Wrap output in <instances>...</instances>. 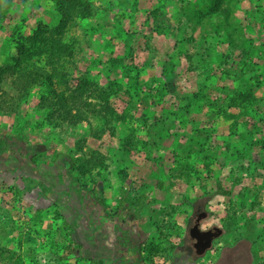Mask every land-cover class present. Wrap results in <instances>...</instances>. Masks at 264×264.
<instances>
[{
  "label": "rangeland",
  "instance_id": "rangeland-1",
  "mask_svg": "<svg viewBox=\"0 0 264 264\" xmlns=\"http://www.w3.org/2000/svg\"><path fill=\"white\" fill-rule=\"evenodd\" d=\"M249 2L241 0L235 6L230 37L218 28L222 19L210 11V0H90L88 16H75L63 38L77 47L65 84L71 94L86 78L97 82V88L93 83L85 90L94 110L98 106L103 111L105 102L113 112L107 113L127 117L123 124L111 122L109 130L93 113L73 124L43 123L48 109L41 100L49 97L44 88L36 85L21 99L15 84L18 75L11 71L2 77L0 135H15L12 148L30 155L36 181L22 192L11 186L17 179L0 178V223L15 220H8L1 231L0 264H104L94 256L99 252L88 245L84 228L88 218L96 217L103 227L105 221L96 212H75L92 197L71 179L68 165L74 158L93 160L90 173L80 179L95 189L96 201L105 206L111 237L121 235L133 247V256L121 260L124 256H116L119 247H113L120 241H113L109 264H130L141 247L144 255L139 259L148 264H264V27L255 21L264 20V0H257L262 12L252 28ZM11 3L0 22V66L5 64L3 49L9 39H26L38 24L51 26L59 19L51 0ZM195 12L206 14L201 25L186 18ZM10 20L18 26H7ZM11 51L15 53V47ZM110 58L117 59L115 66ZM244 59L248 61L240 64ZM254 62L259 64L255 71L248 66ZM44 63L42 67L49 68ZM231 65L236 75L225 76L223 70ZM241 66L244 71L238 78ZM136 71L137 86L129 78ZM115 77L121 84L116 92ZM249 80L259 85L256 101H240L236 95L237 104L229 109L233 117L219 116L212 104L244 91ZM148 109L154 111L151 117ZM128 135L137 144L125 148ZM204 142L202 154L208 156H184ZM15 152L11 155L19 158ZM199 211L207 212L202 229H223L201 256L188 233ZM74 217L78 221L71 224ZM11 227L16 230L5 242L4 233ZM71 227L79 232L74 240ZM24 228L35 240L17 246ZM68 248L73 250L69 257ZM11 249L21 255L20 262L8 258Z\"/></svg>",
  "mask_w": 264,
  "mask_h": 264
},
{
  "label": "trees",
  "instance_id": "trees-1",
  "mask_svg": "<svg viewBox=\"0 0 264 264\" xmlns=\"http://www.w3.org/2000/svg\"><path fill=\"white\" fill-rule=\"evenodd\" d=\"M53 4H55L56 9L55 12L59 16L58 22L54 25L49 26L48 24H38L39 26L33 31V33L26 39L20 38V39H9L8 46L6 45L3 49L4 57H5V64L0 66V80L2 77L6 76L5 74L11 71H14L16 73L17 79L15 81L16 86L18 85L17 89L18 92L22 91V97L21 99L25 98L31 88H33L36 85H39L44 88V91H46L49 94V97H43L41 101H43L42 105L45 106L48 110L44 112L45 116L43 118V123H46V121H66L70 124L76 123L78 121H81L84 117L86 118L89 113L93 114H99L100 118L99 121L102 122L101 126L104 128H107L108 130L111 129L109 127V124L111 122H116L123 124L126 122L127 117L125 115H113L112 109H109L104 103H102V110L96 106V109L94 110V106L88 99L85 90L86 86L88 84H93L95 88H97V82L95 81H89L90 79H85L83 82H79L75 87H72V93H69V88L66 86V82L68 80V63H71L75 58V48L76 43L74 41L64 42L63 38L65 37L66 30L68 26L72 23L74 17H80V18H86L88 14L90 13V0H51ZM241 2V0H210V11L217 13L218 17L222 19L220 23H218V28L222 30L228 31V35L232 37V33L234 32L232 28V20L234 19V11L235 6L238 5ZM11 0H0V22H2L5 14L9 12V8L11 5ZM249 16H251L252 21L251 23H248V26H255L254 20L258 18V14H260L262 11L260 10L259 4L257 3V0H250L249 2ZM206 16L203 12H195L188 15L186 18L190 21V23H193L194 25H201L203 18ZM255 21L260 22L261 27H264V20L257 19ZM14 22V23H13ZM253 22V24H252ZM16 21L10 20V23L7 24V26L12 27L14 26ZM18 25H15L17 27ZM230 33V34H229ZM231 40V38H230ZM60 42H63L62 45H60ZM230 43H233L230 42ZM264 45V44H263ZM15 47L16 51L15 53L11 51V48ZM254 58V57H253ZM252 58V59H253ZM206 59L210 61L211 55L209 54ZM251 60V59H250ZM44 63V66H49V68L42 67V62ZM248 61L247 59L241 60L240 64H245V62ZM110 62L112 65L115 66L117 63V59L110 58ZM249 68L253 71H255L256 68L259 67V64L254 62L253 64H248ZM263 67V65H261ZM260 66V67H261ZM237 68L239 65L237 64ZM261 67V68H262ZM244 71L243 67L241 66V70L239 72L238 78H241ZM237 70L231 65L228 69H224L223 73L225 76H231L232 74L236 75ZM13 73V74H14ZM139 71H136L134 76L129 78H134V85H138L137 77H138ZM55 76L59 77V80L57 83L55 82ZM114 83V88L112 89L114 92L118 91V89L121 86L119 82L117 81V77H115L112 81ZM128 82V80H127ZM59 87H58V85ZM129 84V83H128ZM136 85V86H137ZM245 90L236 92L235 95L231 94L227 96L224 99L223 102H219L221 104H218L215 102L212 104V106H217V111L219 116L225 115L227 117H233L229 112V109L234 105L237 104V98L236 95H239L238 98L240 101H245V99L251 100V103H253L255 100V88H258V84L255 83V81L249 80L245 84ZM112 88V87H111ZM239 90V89H238ZM24 95V96H23ZM26 95V96H25ZM95 96V95H93ZM97 96V95H96ZM151 99L146 101L147 106L151 104ZM253 100V101H252ZM233 104V105H232ZM243 106V105H242ZM76 109L77 111H71L70 109ZM149 108V107H148ZM187 108V107H186ZM219 108V109H218ZM46 110V109H44ZM92 110V111H90ZM107 111H110L111 113H107ZM150 112V117L152 116L154 111H150L148 109V113ZM87 114V115H86ZM84 116V117H83ZM145 116V115H144ZM257 114L255 115V117ZM155 118V117H152ZM212 118V117H211ZM236 118V117H235ZM147 118L143 119V121L146 122ZM237 122L234 123L236 125ZM241 137H243L242 134H240ZM138 143L145 144V142L139 141ZM122 141V139H121ZM123 147L127 148V146H132L137 144V141L133 139V135H128L123 139ZM199 147H190L189 151L185 153V157L190 158L192 157V152L194 154H205V148L204 143H198ZM229 144L226 145V148L228 149ZM202 156H208L203 155ZM196 157V156H195ZM197 158V157H196ZM80 158H74L70 159L68 168L70 170L69 173H71V179L78 184V186L81 187V189L85 191H90L92 193L95 192V189H90V187L87 184H84L80 176H84L85 174H89L91 170V166L93 164V160L87 159L82 162H80ZM193 161V160H192ZM96 162V161H95ZM97 162L102 164L101 160L97 159ZM96 162V163H97ZM194 162V161H193ZM192 170V169H191ZM190 171V170H189ZM185 174H188L185 173ZM84 184V185H83ZM218 192L220 193H226L225 190H223L221 187H218ZM18 190V189H16ZM20 192V190H18ZM4 212V211H3ZM5 212L8 213V210H5ZM58 214V213H57ZM232 216V218H234ZM0 218H2L0 216ZM8 220L10 219H1V225L0 227V234L1 231H4L6 226L5 224L8 223ZM11 220L15 222L14 218L11 217ZM10 220V221H11ZM17 224V223H16ZM66 223H64L65 229ZM16 228L11 227L9 231H5V242L13 232H15ZM22 232L19 233V239L17 241V246H21L23 242H33L35 240V236L32 235L29 228L26 229H20ZM19 230V231H20ZM65 237H67V234L64 233ZM17 239V238H16ZM6 246L5 244L2 245ZM31 245L28 246V249H31ZM25 251V250H24ZM11 254H8V258L11 259L13 257H16L14 262H20L21 255L16 254L14 250L11 249ZM73 254V250L68 248V254L67 256H71Z\"/></svg>",
  "mask_w": 264,
  "mask_h": 264
},
{
  "label": "crops",
  "instance_id": "crops-1",
  "mask_svg": "<svg viewBox=\"0 0 264 264\" xmlns=\"http://www.w3.org/2000/svg\"><path fill=\"white\" fill-rule=\"evenodd\" d=\"M14 134H11L10 132H6L5 134L2 133V135H0V171L2 172V176L0 175V178L4 177L5 175L8 176V178H12L13 180L17 179L15 181V184H11V186H14L20 190L23 191H27V186H29L30 183H32V181H36V179L34 180V170L32 171L33 168V160L30 159V155L26 152L22 150L19 152L16 148H12V143H14L16 140ZM16 150L15 153L19 152V158H16V156L11 155L12 152ZM4 161V162H3ZM3 163V164H2ZM23 174H19L21 172ZM32 171V172H30ZM47 174V173H45ZM24 175V176H23ZM20 180H18V178ZM24 179L23 182L25 183V181H27V183H22V180ZM2 180V179H1ZM21 181V182H20ZM73 181V180H72ZM58 181H57V185H58ZM74 184H77L76 182L73 181ZM22 186V187H21ZM44 187V186H42ZM30 189V188H28ZM89 196L92 197L89 201V203L86 205H78L76 206V214L79 211L82 213L88 212H96V216L98 217V219H102L103 221H105V227H103L102 225L98 224L97 222V218L94 217V219L92 218H88V225L84 228V231H86L88 233V239H89V244L90 246H93L96 248V250H98V255L97 252L95 253L94 256H98L101 261H105L104 264H109V262H107L108 258L110 257V253H112V251L114 250V248H118L119 252L116 254V256L122 255L124 257H120L125 259L127 258V256L131 257L133 256V247L130 246L129 243H127L123 237L121 235H118V237H111L110 234V229L113 230V227L109 226L111 224V222H108L107 219L108 217L105 215L104 213V209L105 206L99 201H96L97 197H96V193H92L89 192ZM41 195V193H40ZM79 203L81 202V198L78 199ZM100 203V204H99ZM22 204V202H21ZM22 209V208H21ZM22 212V210H21ZM74 212V213H75ZM31 217V216H30ZM27 218H29L27 216ZM75 221H78V217H74L71 220V224H74ZM79 230H81V228H78ZM72 230H74V232H72ZM78 230V231H79ZM119 232V231H118ZM71 236L72 239L74 240V237L77 235H79V232L75 231V229H72L71 227ZM119 234V233H117ZM69 237V235H67ZM111 238H110V237ZM120 241V243L117 245V247H115V245L113 246L114 248L112 249L110 246H112V242L113 241ZM141 245V243H139ZM74 245V244H73ZM110 247V249H109ZM138 256H136L135 258L132 257L128 260V262L130 264H148L147 261H144L141 263V259H139V257L144 253L142 250V247L138 250ZM135 254V253H134ZM144 255V254H143ZM128 257V258H129ZM122 260V259H121ZM109 261V260H108ZM135 261V262H134ZM107 262V263H106ZM121 261H116L115 264H121ZM124 263V262H123Z\"/></svg>",
  "mask_w": 264,
  "mask_h": 264
},
{
  "label": "water",
  "instance_id": "water-1",
  "mask_svg": "<svg viewBox=\"0 0 264 264\" xmlns=\"http://www.w3.org/2000/svg\"><path fill=\"white\" fill-rule=\"evenodd\" d=\"M206 216V211L199 213L193 225L188 230L189 236L194 240L193 248L197 256L203 255L210 249L213 245V241L223 233V229L219 226L202 229L200 223Z\"/></svg>",
  "mask_w": 264,
  "mask_h": 264
},
{
  "label": "flooded vegetation",
  "instance_id": "flooded-vegetation-1",
  "mask_svg": "<svg viewBox=\"0 0 264 264\" xmlns=\"http://www.w3.org/2000/svg\"><path fill=\"white\" fill-rule=\"evenodd\" d=\"M202 211H199L198 213H197V215L199 214V213H201ZM196 218V217H195ZM195 220V219H194ZM191 238V237H190ZM192 239V238H191ZM193 243H194V240L192 239V246H193Z\"/></svg>",
  "mask_w": 264,
  "mask_h": 264
}]
</instances>
